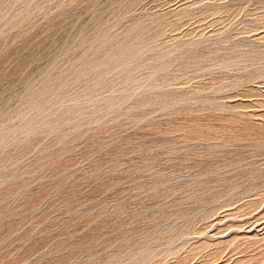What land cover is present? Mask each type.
I'll list each match as a JSON object with an SVG mask.
<instances>
[{
	"label": "rangeland",
	"instance_id": "374dc122",
	"mask_svg": "<svg viewBox=\"0 0 264 264\" xmlns=\"http://www.w3.org/2000/svg\"><path fill=\"white\" fill-rule=\"evenodd\" d=\"M0 264H264V0H0Z\"/></svg>",
	"mask_w": 264,
	"mask_h": 264
}]
</instances>
